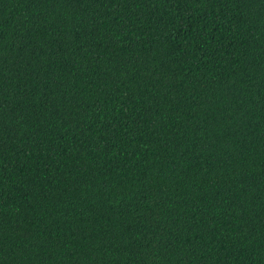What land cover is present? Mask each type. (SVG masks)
<instances>
[{
	"label": "trees",
	"instance_id": "obj_1",
	"mask_svg": "<svg viewBox=\"0 0 264 264\" xmlns=\"http://www.w3.org/2000/svg\"><path fill=\"white\" fill-rule=\"evenodd\" d=\"M0 264H264V0H0Z\"/></svg>",
	"mask_w": 264,
	"mask_h": 264
}]
</instances>
